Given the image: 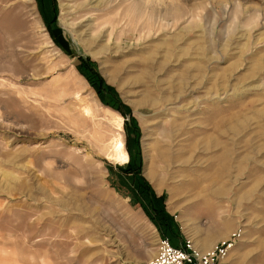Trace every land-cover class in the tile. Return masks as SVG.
I'll return each instance as SVG.
<instances>
[{"label":"rangeland","instance_id":"rangeland-1","mask_svg":"<svg viewBox=\"0 0 264 264\" xmlns=\"http://www.w3.org/2000/svg\"><path fill=\"white\" fill-rule=\"evenodd\" d=\"M55 6L0 0V239L8 249L38 264L153 261L163 229L130 179L136 125L140 174L180 219L183 242L206 252L240 227L225 264H264V0ZM54 13L73 55L47 30ZM77 55L96 62L127 116L101 102ZM119 145L125 163L114 158ZM218 222L228 231L214 240Z\"/></svg>","mask_w":264,"mask_h":264},{"label":"trees","instance_id":"trees-1","mask_svg":"<svg viewBox=\"0 0 264 264\" xmlns=\"http://www.w3.org/2000/svg\"><path fill=\"white\" fill-rule=\"evenodd\" d=\"M53 4V8H56V0H50ZM38 2L41 4L44 2V0H38ZM56 13V9H55ZM54 16L47 22V30L54 41V43L59 46L65 53L73 55L71 52V47L69 44V41L63 36L62 29L56 24V16ZM75 67L76 69L85 76V78L90 82L91 86L95 90L97 96L101 100L102 103L105 105H108L118 112H120L122 115L127 116L129 113V107L121 100L118 93L114 89L113 86L110 84H107L103 77L100 75L97 67L96 62L90 59L89 56H81L77 55L75 59ZM131 119L134 120L133 117ZM127 122L125 121V124ZM134 133V142L137 146V155L135 157V162H137V167L134 168L131 172V182L135 188L136 194H143L148 197L149 202L152 203V197H154L156 200L160 201V207L159 220L154 218L153 215H151V219H156L157 224L159 225L160 229L162 230V236H166L165 233L170 234L171 236L168 237L169 240L172 242V244L175 245L173 242L174 236L176 235L175 229L173 228L174 225V218L173 216L166 210L165 204H164V194H161L159 196L156 195L148 181L140 174V166H141V154L140 149L138 145L139 140V129L138 126H133L132 128ZM120 168V167H119ZM152 196V197H151ZM174 230V231H173Z\"/></svg>","mask_w":264,"mask_h":264},{"label":"built area","instance_id":"built-area-1","mask_svg":"<svg viewBox=\"0 0 264 264\" xmlns=\"http://www.w3.org/2000/svg\"><path fill=\"white\" fill-rule=\"evenodd\" d=\"M241 234V228H235L227 238L206 252L196 250L189 240L176 246L168 237L160 236L156 256L148 264H225L229 253L239 242Z\"/></svg>","mask_w":264,"mask_h":264},{"label":"crops","instance_id":"crops-1","mask_svg":"<svg viewBox=\"0 0 264 264\" xmlns=\"http://www.w3.org/2000/svg\"><path fill=\"white\" fill-rule=\"evenodd\" d=\"M172 216L174 215V212L168 211ZM178 217L175 218V226L173 225V228L175 229L176 235L174 236L173 242L175 245L182 244L184 238L186 237L183 227H180V219L179 221ZM179 222V223H178ZM219 223V222H218ZM223 224V223H222ZM213 229L215 231L212 234V237L214 240H217L219 237L225 235L228 231V227L226 229L225 226H221L220 223L213 226ZM195 241L198 243V240L195 239ZM203 245L200 244L199 247H202ZM13 254H11L10 252ZM0 264H38V261H35V263H31V261L28 258V262H25V259L23 257L22 250L21 251H12L8 249L7 241H4L0 239Z\"/></svg>","mask_w":264,"mask_h":264},{"label":"bare ground","instance_id":"bare-ground-1","mask_svg":"<svg viewBox=\"0 0 264 264\" xmlns=\"http://www.w3.org/2000/svg\"><path fill=\"white\" fill-rule=\"evenodd\" d=\"M117 153L115 154V160H117L119 163H125L128 161V155L126 153V151L123 149V146L119 145L117 148ZM226 155V153L223 154V161L225 160L226 157H224ZM224 165V164H223ZM222 165V166H223ZM211 249V248H210ZM209 249V250H210ZM208 251V250H207Z\"/></svg>","mask_w":264,"mask_h":264},{"label":"flooded vegetation","instance_id":"flooded-vegetation-1","mask_svg":"<svg viewBox=\"0 0 264 264\" xmlns=\"http://www.w3.org/2000/svg\"><path fill=\"white\" fill-rule=\"evenodd\" d=\"M135 167V164L134 163H131L128 168L131 169V168H134ZM152 197V196H151ZM155 201V198L152 197V203H154V205L151 207V209L153 210L154 214L158 217H160L159 215V209H160V206L156 205V203L154 202Z\"/></svg>","mask_w":264,"mask_h":264}]
</instances>
